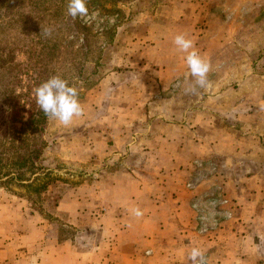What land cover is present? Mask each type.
I'll return each instance as SVG.
<instances>
[{
	"label": "crops",
	"instance_id": "obj_1",
	"mask_svg": "<svg viewBox=\"0 0 264 264\" xmlns=\"http://www.w3.org/2000/svg\"><path fill=\"white\" fill-rule=\"evenodd\" d=\"M212 1L107 3L116 10L114 19L123 26H134L122 35L130 39V46L118 47L115 73L123 76L129 69L136 75L145 69L157 70L162 77L174 71L182 76L176 94L169 91L174 82H153L151 75L146 82H131L135 93L119 95L115 100L122 104L123 111L100 121L97 129L83 128L82 135L97 136L94 141H84L82 149L86 155L96 154L94 161L90 156L87 161L99 168L96 179L82 187L87 195L85 213L93 223L99 219L105 227L111 224L115 229V223L118 228L113 237L117 250L97 256L94 263L135 264L145 258L140 252L147 251L150 255L143 262L168 264L181 261L192 248H199L212 257L221 254L215 261L223 264V260L228 263L232 259L224 257L221 248L236 246L240 251H252V246L261 247V241L255 244L254 240L264 239V90L260 92L258 85L256 95L237 94L249 92L254 84L218 80L207 90L198 88L193 94L188 91L194 82L185 54L173 44L177 34L193 39L208 63L217 60L215 72L250 69L252 62L235 61L232 49L240 38L252 42L251 32L245 29L247 25H238L242 22L234 31V7H229L231 13L226 11L225 16L212 15L210 9L218 11L221 6L220 0ZM244 1L239 0L236 7L242 8ZM260 83L264 88V82ZM140 89H145L144 93ZM86 121L84 117L82 122ZM208 197L227 201L231 220L217 235L203 240L196 232L193 206ZM135 208L143 215L136 217L132 211ZM61 210L74 217L69 207ZM49 261L92 262L57 254ZM257 264H264V257Z\"/></svg>",
	"mask_w": 264,
	"mask_h": 264
},
{
	"label": "rangeland",
	"instance_id": "obj_2",
	"mask_svg": "<svg viewBox=\"0 0 264 264\" xmlns=\"http://www.w3.org/2000/svg\"><path fill=\"white\" fill-rule=\"evenodd\" d=\"M105 1L101 0V5L95 6V0H87V22L85 19L68 15V0H7L1 8L0 55L8 64L9 61H15L16 63H11L13 66H22L26 73L21 78L22 85L27 87L29 78H33L37 73L41 74L37 76H44L45 79L59 75L67 80L70 86L77 88L78 100L85 115L74 118L69 126H62L54 119L47 120L44 138L49 147L44 151L40 164L42 172L47 173L43 181L51 183L44 192L27 193V189L20 187H0V264H51L50 257L56 254L76 256L85 262L92 260L87 264H102L94 263L97 256H108L117 250V240L113 238L116 237L115 232L118 233L117 224L113 223L115 230L111 229V224L105 227L103 223H99V219L93 223L85 213L87 195L82 187L96 179L99 168L94 166V163L91 165V160L94 161L96 154L86 155L82 149L84 141L86 143L88 138L94 141L97 136L82 135L83 128L90 126L97 129L100 121L104 122L106 117L112 119L114 114L123 111L122 104L115 100L119 95L128 97L135 93L130 86L131 82H146L145 78L151 75L153 82L157 79L174 82L169 91L176 94L177 82H181L182 75L174 71L162 77L160 73L156 74L157 70L145 69L138 70L136 75H132L134 72L129 69L124 70L126 72L123 76L119 72L115 73V68L118 67V47L130 46V39L122 35L131 32L134 26H123L119 19H114L113 11ZM238 1L220 0L218 11L213 8L210 11L212 15L225 16L226 11L231 13L229 7L235 8L234 16L237 20L234 23V31L239 29L236 24L242 22L238 25H247L245 29L251 32L253 40H235L233 57L237 62H252L253 65L250 69H238L232 73L215 72V60L209 63L211 69L208 79L210 82H250L254 87H250L249 92L240 91L237 94L256 95L258 85L260 92L264 90L260 83L264 82V0H245L242 8L236 7ZM42 28H51L52 35H41ZM118 33L121 35L114 39V35ZM44 78L41 80L44 81ZM121 82L125 86H117ZM140 90L141 93L145 91ZM29 97L33 99L34 93ZM84 117L86 123L82 122ZM108 122L106 119L105 123ZM89 156L91 160L87 161ZM205 173L207 174V171ZM206 195L211 193L206 191ZM210 199L215 198L208 197L202 202L207 203ZM64 207H69L74 212V217L62 211L61 208ZM226 211L230 212V209L219 205L215 209L207 206L201 215L196 213V232L203 240L217 235L231 220L224 214ZM203 224L210 230L201 233L199 229ZM214 224L216 229L210 228ZM260 241L261 247L252 246V251L248 248L240 251L241 248L236 246L232 249L221 248L225 252L223 256L232 259L228 263L223 260V264H257L258 259L264 257V239L254 240L255 244ZM202 252L207 258V264H222L221 261H215L221 254L212 257L207 251ZM140 254L145 258H140L135 264H148L143 260H146L150 253L143 251ZM78 256L87 258L81 259ZM168 264L192 262L187 255L181 261Z\"/></svg>",
	"mask_w": 264,
	"mask_h": 264
},
{
	"label": "trees",
	"instance_id": "obj_3",
	"mask_svg": "<svg viewBox=\"0 0 264 264\" xmlns=\"http://www.w3.org/2000/svg\"><path fill=\"white\" fill-rule=\"evenodd\" d=\"M5 1L0 0V12ZM100 2L95 0V6L101 5ZM109 9L116 13L113 7ZM40 55H43L42 51ZM9 62L0 55V187L15 186L27 189V193L39 194L51 183L43 181L47 173L42 172L40 164L44 151L49 147L44 138L49 118L38 107L35 97L30 99L29 95L47 79L37 76L41 75L37 73L24 87L21 80L26 75L24 69L18 64L13 66L11 63L15 61Z\"/></svg>",
	"mask_w": 264,
	"mask_h": 264
},
{
	"label": "clouds",
	"instance_id": "obj_4",
	"mask_svg": "<svg viewBox=\"0 0 264 264\" xmlns=\"http://www.w3.org/2000/svg\"><path fill=\"white\" fill-rule=\"evenodd\" d=\"M67 13L73 18L79 17L87 22L89 17L87 0H68ZM52 31L51 28H42L40 34L50 37ZM173 44L177 51L185 54L184 61L194 81L188 91L195 94L198 88L205 90L210 88L208 73L211 65L200 55L194 40L187 38L184 34H177L173 39ZM78 95L77 88L70 86L68 81L59 75L50 77L34 89L35 101L41 111L49 119H54L62 126H69L74 118L83 117L84 108L78 100ZM132 211L136 217L143 215L139 208ZM188 258L192 264H207V258L199 248H192Z\"/></svg>",
	"mask_w": 264,
	"mask_h": 264
},
{
	"label": "built area",
	"instance_id": "obj_5",
	"mask_svg": "<svg viewBox=\"0 0 264 264\" xmlns=\"http://www.w3.org/2000/svg\"><path fill=\"white\" fill-rule=\"evenodd\" d=\"M226 204H227V201H225V200L217 202L214 199H210L207 203L202 202L201 204H195L193 206V208L195 209V212L197 213V215L198 214L201 215V214H203L205 212V210L207 209V206H210L212 209H215L219 205H226ZM227 212H228V214H226ZM226 213H225V215L227 217H230V212L226 211ZM210 228L216 229V225L214 224L213 226H210ZM208 229L209 228L203 224V227H200L199 230H200L201 233H205L206 231H208Z\"/></svg>",
	"mask_w": 264,
	"mask_h": 264
}]
</instances>
